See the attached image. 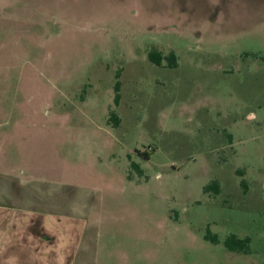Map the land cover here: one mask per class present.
<instances>
[{
	"label": "rangeland",
	"instance_id": "1",
	"mask_svg": "<svg viewBox=\"0 0 264 264\" xmlns=\"http://www.w3.org/2000/svg\"><path fill=\"white\" fill-rule=\"evenodd\" d=\"M0 108L100 191L105 264H264V0H0Z\"/></svg>",
	"mask_w": 264,
	"mask_h": 264
},
{
	"label": "crops",
	"instance_id": "2",
	"mask_svg": "<svg viewBox=\"0 0 264 264\" xmlns=\"http://www.w3.org/2000/svg\"><path fill=\"white\" fill-rule=\"evenodd\" d=\"M15 109L0 108V264H105L111 253L103 254L101 204L92 198L100 191L34 173L20 137L39 113Z\"/></svg>",
	"mask_w": 264,
	"mask_h": 264
},
{
	"label": "trees",
	"instance_id": "3",
	"mask_svg": "<svg viewBox=\"0 0 264 264\" xmlns=\"http://www.w3.org/2000/svg\"><path fill=\"white\" fill-rule=\"evenodd\" d=\"M152 60L157 64V65H161L162 61L164 59L163 53L161 52H156L150 55ZM169 62L172 65H176L177 64V57L176 55L172 52L169 56ZM119 84H117V96H116V101L118 102L119 100ZM112 118L115 117V122L118 123L119 121V117L116 114H112L111 116ZM133 167L138 170V172L142 173V169L140 168V166L133 162L132 163ZM206 238L211 240L214 243H219V237L217 235L208 233L206 235ZM249 243H250V238H240L238 237L236 234H231L230 236L227 237V239L225 240V245L226 247L231 250V251H242V252H246L248 251V247H249Z\"/></svg>",
	"mask_w": 264,
	"mask_h": 264
}]
</instances>
